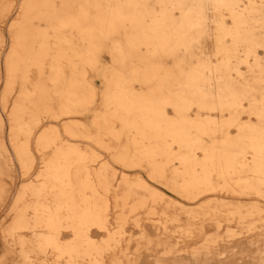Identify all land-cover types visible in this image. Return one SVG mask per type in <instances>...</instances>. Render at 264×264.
<instances>
[{
    "label": "bare ground",
    "instance_id": "6f19581e",
    "mask_svg": "<svg viewBox=\"0 0 264 264\" xmlns=\"http://www.w3.org/2000/svg\"><path fill=\"white\" fill-rule=\"evenodd\" d=\"M258 198L264 0H0L14 264H264Z\"/></svg>",
    "mask_w": 264,
    "mask_h": 264
},
{
    "label": "rangeland",
    "instance_id": "374dc122",
    "mask_svg": "<svg viewBox=\"0 0 264 264\" xmlns=\"http://www.w3.org/2000/svg\"><path fill=\"white\" fill-rule=\"evenodd\" d=\"M6 30H7V27H3L2 26V34L4 36L6 35ZM206 46L207 47H210V44H207ZM260 53H261V50H260ZM107 61H108V58L106 57L105 62H107ZM94 80H95L96 86L98 88H100L101 84H100L99 78H94ZM241 116L243 118L246 117L245 114H241ZM100 158L101 159L108 160L110 164L113 162L110 157L105 156V155L100 156ZM113 166L119 169L118 165L116 166V165L113 164ZM131 174L132 175H137V176L141 177L142 179L150 182V180H149L146 172H144V171L131 172ZM236 201H239V199H236ZM257 203H258V205L259 204L262 205L264 203V201L261 198H258ZM181 216L183 217V215H181ZM10 218L11 217L9 215H7V212H5L4 214L0 215V222H1V227L2 228L6 227V225H8V223L10 221ZM256 225H258V226L261 225L259 227L260 228V231H263L264 230L263 229L264 227L262 225V221L259 220L258 222H256ZM226 228L240 231V224L239 223H236L235 221H231V222H223L222 221L221 226L219 228V232L221 234H224ZM210 230H211V228H207V231H210ZM125 231H126V235H136V234H138L139 229L136 228V227H134V225L132 223H128L125 226ZM149 233L152 234L153 231H150ZM99 236L100 235H98L97 237H99ZM260 239H261L260 241L264 244V232L261 235ZM198 240L199 239H196V241H198ZM131 245L133 246V242L131 243ZM252 248H254V246H252ZM12 256H14V254H12V253L11 254L10 253L5 254L2 251H0V264H14V261H12ZM248 262H250V261H248ZM151 264H153V263H151ZM236 264H240V262L238 261V263H236Z\"/></svg>",
    "mask_w": 264,
    "mask_h": 264
}]
</instances>
